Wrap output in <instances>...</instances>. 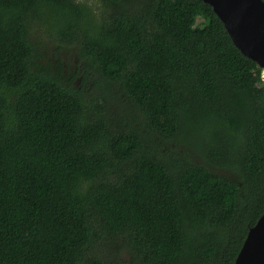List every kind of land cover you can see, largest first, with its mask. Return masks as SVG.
Returning <instances> with one entry per match:
<instances>
[{"label": "trees", "instance_id": "1", "mask_svg": "<svg viewBox=\"0 0 264 264\" xmlns=\"http://www.w3.org/2000/svg\"><path fill=\"white\" fill-rule=\"evenodd\" d=\"M260 71L200 0H0V264H234L264 211Z\"/></svg>", "mask_w": 264, "mask_h": 264}, {"label": "water", "instance_id": "2", "mask_svg": "<svg viewBox=\"0 0 264 264\" xmlns=\"http://www.w3.org/2000/svg\"><path fill=\"white\" fill-rule=\"evenodd\" d=\"M200 1L212 8L239 51L264 68V1ZM234 264H264V211L248 230Z\"/></svg>", "mask_w": 264, "mask_h": 264}, {"label": "rangeland", "instance_id": "3", "mask_svg": "<svg viewBox=\"0 0 264 264\" xmlns=\"http://www.w3.org/2000/svg\"><path fill=\"white\" fill-rule=\"evenodd\" d=\"M88 1L91 3L96 2V0ZM31 37L33 41L38 42L39 51L36 60L42 69L60 73L66 81L70 80V84L78 89L83 87V91L87 98L89 94L94 93L91 83L82 85L80 79L77 77L76 73L79 69V61L77 58H73L72 52L63 51L60 56H58L54 51L55 44L45 37L40 28H37ZM99 245L100 254L108 256V259L112 261H115L120 257H122V260L124 258L126 259V256L124 255L117 256L110 247L103 245L102 243Z\"/></svg>", "mask_w": 264, "mask_h": 264}, {"label": "built area", "instance_id": "4", "mask_svg": "<svg viewBox=\"0 0 264 264\" xmlns=\"http://www.w3.org/2000/svg\"><path fill=\"white\" fill-rule=\"evenodd\" d=\"M259 77H260L261 82L264 83V68H261Z\"/></svg>", "mask_w": 264, "mask_h": 264}]
</instances>
